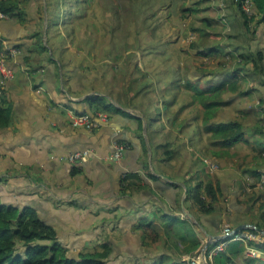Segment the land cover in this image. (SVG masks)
I'll return each mask as SVG.
<instances>
[{"label": "crops", "instance_id": "obj_1", "mask_svg": "<svg viewBox=\"0 0 264 264\" xmlns=\"http://www.w3.org/2000/svg\"><path fill=\"white\" fill-rule=\"evenodd\" d=\"M118 1L123 3L118 7L124 13L140 2ZM200 1L203 6L185 0L187 7L192 6L190 18L195 26L192 30L199 32V49L218 48L227 56L221 59L227 58V64L220 66L211 57L209 62L214 69L212 74L206 71L204 79L211 85L228 84L232 75L241 76L240 87L224 94V103L213 116L217 122L229 121L221 114L243 121V138L232 145L211 138L201 121L198 102L194 101L200 113L194 119L198 118L200 130L186 125L188 130H180L181 124L161 128L165 123L156 120L150 125L139 109L133 111L132 107L120 105L113 80L119 62L115 65L108 59L103 68L107 67L109 72L105 73L99 68L103 61L99 55L101 50L93 44L87 49L72 46L70 39L66 40L55 25L56 19L45 20V15L38 14V0H21L27 11L25 20L9 15L0 19V34L20 50L7 61L13 71L12 78L2 82L3 96L11 110L9 125L0 127L2 202L33 207L43 220L56 228L59 238L61 230L74 235L86 229L84 216L94 213L97 206H103L99 210L119 212L129 222V230L144 233L140 240L142 252L130 258L133 264H189L188 257L199 252L194 236L203 243L205 237L221 235L223 222L233 228L246 223H260L264 228V24L258 22L259 14L246 22L231 0ZM161 7L154 6L155 10L143 15L148 25L157 13L162 16L161 10H157ZM222 9L226 23L221 19ZM46 22L51 25L46 27ZM226 27L229 32L224 30ZM160 35L163 34H158L151 49L143 43L140 47L134 46L133 42L113 52L133 58L135 48L146 47V57L162 56L158 52ZM170 35L167 31L163 37ZM109 36L112 39L110 32ZM162 54L167 55L165 51ZM239 56L249 58L243 68L238 67ZM163 58L157 59L160 64L151 71L161 78L162 87L172 82L175 95L165 99L174 102L179 80L163 78L165 71L175 66L171 58H166L167 62ZM202 62L203 59L192 67L193 80L200 79L197 66ZM137 63L133 58L130 74ZM129 78L130 75L126 80ZM97 96L113 103L114 108L107 110L108 117L92 128L73 125L71 118L76 113L95 115L97 110L92 109L89 99ZM148 97L143 101H161V98ZM249 103L251 107H247ZM202 136H206L204 143L208 148L204 155L208 159L200 156L192 145ZM119 140L126 148L122 158L115 161L110 157ZM165 146L172 152L169 159L163 156ZM87 149L90 154L86 161L74 164L68 160L71 152ZM212 162L218 167L211 168ZM2 172L8 173L7 178L1 176L5 174ZM127 172L139 175L140 180L135 182L140 186L120 195L121 177ZM201 179L212 180L217 188L215 199L205 196L213 207L208 213L202 212L187 192ZM102 198L112 201L105 202ZM149 222H153L160 239H151L154 234L140 225ZM229 248L227 255L237 264H257L258 259L248 256L245 248L237 254L230 253Z\"/></svg>", "mask_w": 264, "mask_h": 264}, {"label": "trees", "instance_id": "obj_2", "mask_svg": "<svg viewBox=\"0 0 264 264\" xmlns=\"http://www.w3.org/2000/svg\"><path fill=\"white\" fill-rule=\"evenodd\" d=\"M57 1L58 0H50V10L56 7H59L61 10L70 8L69 11H65L63 14L66 21L70 22V19L81 15V5L85 0H61V3ZM92 1L93 0H88L87 3ZM130 1L135 2L136 0H129V2ZM253 1L258 13L250 17L242 12L243 17L246 19V22H248L253 20V18L259 14L257 20L264 24V0ZM72 7L75 8L72 9ZM0 9L9 16L18 17L21 21L26 19L27 11L21 4V0H0ZM190 12L192 13V6H182L180 9L181 18L184 17L185 13H188L190 16ZM146 19L147 18H145V20ZM189 26L191 30L192 28H195V26L192 25V22L189 23ZM195 39H193L187 48H185L186 53L189 54L192 51V53L204 56L205 59H208L203 60L201 66H197V70L201 72L200 79L198 80H190L188 78L190 68L184 66L185 64L180 66L181 64L176 61L171 63L178 67V70L175 68V77L179 80L177 84L178 91L186 89L189 92V95L192 96V100L201 104V121L205 130L211 133V138L221 144L232 145L243 138L244 131L242 120L236 119L226 122H217L213 120V116L217 109L224 103V94L230 91H235L240 87L241 76H237L236 74L232 75L229 77L231 82L228 84L221 82L211 85L210 82L204 79L206 71L207 73L212 74L214 69L209 60L213 57V59H216L217 65H225L227 64V58L225 60L221 59L226 56V54L221 52L218 48L199 49L198 38ZM139 45V43L134 44V46ZM121 57L124 58L125 62H130L131 55L128 54ZM228 57H230V55ZM240 58L241 61L238 63V67L243 68L249 58L247 56H241ZM114 60L120 61L119 56L116 55ZM116 69H119V66H116ZM116 71L118 72L120 70ZM171 71V68H168V70L165 71L163 78H166L167 74L169 75ZM190 72L192 73L191 70ZM116 75L119 77L118 81L121 82L119 88L116 84V89L118 90L116 92L117 100L120 105L139 109L143 116L146 117L147 123L150 125H152L155 120L158 122L163 121V119H161V109L169 104L166 102L167 100L165 97L171 94L175 95L174 90L171 87L172 82H166L162 87L160 84L161 78L158 77L156 73L154 74L153 71L148 72V70H143L140 65H136L134 71L131 72L130 78L127 82L128 84H126V71L122 70ZM3 81L4 80L0 75V127L9 125L11 121L10 106L3 96ZM151 92H154L155 99L161 98V104L155 103L156 101L154 100H151L149 103L143 101L147 96L151 98ZM169 101L173 102L171 100ZM89 102L92 109L95 111H107L114 108L113 103L108 102L104 96L90 98ZM153 109L156 110L155 115H152ZM161 128H166V125L162 124ZM163 156L166 159H169V157L172 156V152L167 146H165L163 150ZM137 179L138 181L140 180L137 173H125L121 177V193L124 195L127 192H131L135 187H139L140 184H136L135 182ZM187 192L188 196L192 199V202L197 205L202 212L208 213L213 210L211 203L205 199V196H209L212 199H215L217 196V188L212 180H198L197 183L189 188ZM260 208H263L262 204L260 205ZM140 225L143 226L145 230L149 228L151 231L150 234H154V239L159 237V233L156 231V228H154L153 222L141 223ZM257 225L259 227L262 226L260 223ZM185 233L189 235L187 231H185ZM194 239L196 240L195 244L197 246V251H199L202 241L199 242L196 239V236H194ZM249 244L264 251L263 242L250 241ZM243 245L244 244L239 241H233L229 245L230 253H241L245 248ZM103 246L105 250L102 251L81 252L77 257L70 256L60 243L56 228L52 224L43 220L33 207H18L13 204L2 202L0 198V264H104L105 258L108 256L110 250L106 244H103ZM195 254H191V256ZM257 259V264H264L263 259ZM188 262L190 264L189 260ZM214 264H237V262L231 259V257L227 255V251H225L215 257Z\"/></svg>", "mask_w": 264, "mask_h": 264}, {"label": "rangeland", "instance_id": "obj_3", "mask_svg": "<svg viewBox=\"0 0 264 264\" xmlns=\"http://www.w3.org/2000/svg\"><path fill=\"white\" fill-rule=\"evenodd\" d=\"M58 1L59 3H61V0ZM117 1L118 0H93L92 2L87 3L88 0H85L81 5V15L70 19V22L67 24L63 14L65 11H69L70 8L61 10L59 7H56L50 10V0H38L37 10L39 15H45V20L47 18H50L53 20L56 19L58 21V24L55 25H58V29L62 30L66 40L67 38L68 40L70 39L69 43L72 46L77 48L82 46V48L87 49L89 48L90 44H93L94 46L96 45L98 50H101L99 52V55L100 58L103 59V61L99 63L100 69L104 67L103 65H105V63L109 59L113 61L115 65L119 62L120 68L117 70L120 71H118L117 74L124 70L127 72V77L128 75H131L130 70L131 67L134 66L132 65L133 58L138 62L136 65H141V68L145 71L148 70V72L154 70L156 68L154 67L156 64H160V61H157V59L159 58V60H162V56H164L163 60L165 62L168 61L165 60L166 58H171V62L176 61L181 64L180 66H182V64H185L184 66H188L191 71L194 65L198 64L200 60L205 59L204 56L196 55L195 53L192 54V51L189 54L185 51V48H187V46L191 42L189 35L196 34L197 37L195 38H198L197 31H192L189 26V23L192 22V18H190L188 13H185L183 18H181V15L179 14L182 6L187 7V5H185V0H179L180 3H178V0H140V2L134 4V7L132 5L133 8H129V10H127V13H124L121 9L122 6L119 5L123 3L119 1L117 3ZM189 1L192 5L195 1L194 4L203 6L201 4V1L199 2V0ZM231 2L233 5H236L235 0H231ZM113 3L114 6H111V4ZM129 3L131 4L132 2ZM167 4H170L172 7H165ZM154 6L155 8L162 6L161 8L157 9L161 10L162 16L158 15L157 13L155 16L150 18L152 24L148 25L149 23L144 21L143 15H145L146 13H151L152 9L155 10ZM163 7H165L166 10ZM235 7L240 10L237 5ZM74 8L75 7H72V9ZM255 12L256 14L258 13L257 9H255ZM204 13L208 14L209 12L205 11ZM220 14L224 15L227 20L225 11L223 9L221 10ZM190 15H192L191 12ZM179 21L181 23V29L178 27ZM46 24V27H49V25H51V23L48 22H46ZM228 26H230L229 23ZM41 30H43V24L41 26ZM224 30L227 32L228 27H226ZM167 31L171 35L169 37H163ZM109 32L110 35H112V39L109 38ZM158 32L163 34L160 35L162 37L161 39H159L160 41L158 47V49H160V51L158 52H160V55L162 56L156 57L152 54L146 57V47H142L143 50L142 48H135V57L131 58L130 62L127 63L124 61V58L120 56V54H115L113 52L114 49H116L117 51L122 50L125 46H129L133 42L134 44L139 43L140 45L143 43L144 46L147 45L148 48L151 49V47L154 45V40L158 37ZM172 40H174L173 45H169V41ZM166 44L168 46H165ZM109 51L112 54L106 55V53H108ZM164 51L167 53V55L162 54V52ZM136 52L139 53L136 54ZM116 55L119 56L120 61L114 60V57ZM107 56H109V58H107ZM143 59H146V61H144ZM143 61L146 63H142ZM145 66H148V69ZM175 68H177L178 70V67L176 65L172 67V71L169 75L167 74V77L165 78L166 80L173 79L175 77ZM103 69L105 70V73L109 72L107 70V67ZM190 70V76L188 75V78L190 80H193ZM114 78L115 79L113 80L116 81V84L119 88L121 84V82L118 81L119 77H117V75H114ZM127 82L128 80L126 81V84H128ZM176 92L177 99L175 97L174 102H170L169 100H167L166 102H168L169 104L166 107H162L161 119H163L165 125L170 128L177 127L181 124V126L183 127H181L180 130H188L186 127H184V125L192 127V130H200L197 129L200 128V124L199 122H197L198 118L196 117V119H194V116L198 114L200 109L202 111V107L199 110L197 109V103L192 100V96L189 95V92L186 89ZM150 96L152 99H155L154 92H151ZM155 103L161 104L160 101H156ZM261 104L259 105V107L262 108ZM251 106V103L247 105V107ZM222 110L223 109H221V111ZM133 111H137L136 108H133ZM153 115H155V112L153 113ZM221 116L225 117L224 119L229 121L236 119L240 120V118L238 117L229 118L224 114H221ZM190 122H192V124H189ZM203 137L204 136H202V138H199L192 145L200 156L208 159L204 155L208 148L207 143H204L206 136L202 141ZM200 143L201 145H199ZM209 164L213 169L218 167L215 162ZM2 173L5 174H2L1 176L3 178H7L8 173ZM119 194L121 195V188ZM116 195H118V193H116L115 196ZM5 197L8 199L7 196ZM102 201L109 202L112 201V199L102 198ZM102 205L105 204L103 203ZM102 207L97 206L94 213L86 214L84 216V220L86 222L84 227L86 229L81 230L74 235V232L66 233L61 230L59 232L61 238H59L58 236L60 243L62 244L68 255L74 257H77L81 252H95L105 250L103 244H106L109 247L110 251L108 256L105 258L104 264H133L130 258H132V256L136 255L137 253L142 252V249L140 248V240L143 238V231L141 232L129 230V222L125 220L123 214L116 211L108 212L106 209L99 210V208ZM192 219H194V216H192ZM223 223L222 228L226 224L230 225V223L227 222ZM112 227L115 228L113 229ZM73 236L75 238L74 240H72ZM151 239H154V235H152ZM158 239H160V237ZM137 243H139V246H137Z\"/></svg>", "mask_w": 264, "mask_h": 264}, {"label": "built area", "instance_id": "obj_4", "mask_svg": "<svg viewBox=\"0 0 264 264\" xmlns=\"http://www.w3.org/2000/svg\"><path fill=\"white\" fill-rule=\"evenodd\" d=\"M236 5L239 7L241 12H244L248 16H253L256 14L255 3L253 0H235ZM8 17V14L0 9V19ZM223 22L226 21L224 15H221ZM226 23V22H225ZM192 41L196 34L189 35ZM17 46H11L6 39L0 34V75L3 80L10 79L13 76V71L8 67L7 61L10 57L16 55L19 52ZM108 117L107 111L98 110L95 115H90L87 113H76L72 116L71 121L75 126H85L87 128H92L99 124V121L105 120ZM126 144L122 141L115 142V150L111 155V159L118 161L122 158L125 151ZM90 150H76L68 155V160L71 163L77 164L84 162L88 159ZM221 234L224 235L223 238L205 247V242L209 237L203 239L202 246L199 252L193 256H189L188 260L190 264H214V259L216 256L225 252L229 243L232 241H239L244 244L246 254L255 258H261L264 260V251L256 246L250 245V241L263 242V235L259 232L251 229H245L241 231L234 232V228L231 225H224ZM264 243V242H263Z\"/></svg>", "mask_w": 264, "mask_h": 264}, {"label": "water", "instance_id": "obj_5", "mask_svg": "<svg viewBox=\"0 0 264 264\" xmlns=\"http://www.w3.org/2000/svg\"><path fill=\"white\" fill-rule=\"evenodd\" d=\"M245 229L255 230V231L259 232L260 234H262L264 236V228L259 227V226L255 225V224H251V223H246V224H242L240 226L235 227L234 228V232L245 230ZM223 237H224L223 234L218 235V236H211L205 242L204 246L205 247L210 246L211 244L215 243L216 241L220 240Z\"/></svg>", "mask_w": 264, "mask_h": 264}]
</instances>
